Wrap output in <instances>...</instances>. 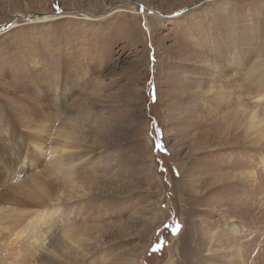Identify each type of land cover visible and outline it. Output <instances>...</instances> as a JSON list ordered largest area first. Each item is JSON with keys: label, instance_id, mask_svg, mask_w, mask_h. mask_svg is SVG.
Instances as JSON below:
<instances>
[{"label": "rangeland", "instance_id": "1", "mask_svg": "<svg viewBox=\"0 0 264 264\" xmlns=\"http://www.w3.org/2000/svg\"><path fill=\"white\" fill-rule=\"evenodd\" d=\"M0 30V264H264V0H0Z\"/></svg>", "mask_w": 264, "mask_h": 264}, {"label": "bare ground", "instance_id": "2", "mask_svg": "<svg viewBox=\"0 0 264 264\" xmlns=\"http://www.w3.org/2000/svg\"><path fill=\"white\" fill-rule=\"evenodd\" d=\"M43 14V13H42ZM45 14V13H44ZM42 15L41 17H43V19L42 20H47L48 18H49V16H51V15ZM11 26V24L7 27V28H9ZM2 30H4L3 28H2ZM31 44V43H30ZM85 52V51H84ZM167 57V56H166ZM169 57V56H168ZM169 61V60H168ZM102 81V80H101ZM189 84H191V83H189ZM47 91V90H46ZM62 95H63V93H62ZM56 97H57V95H56ZM261 97H262V99L264 100V94L263 95H261ZM36 98V97H35ZM28 102V101H27ZM50 102L49 101H47V100H44V99H37V100H33V101H31L30 102V100H29V102L28 103H26V105L31 109V108H34L33 109V111H36L37 109L39 110V113H42V111H41V108L42 107H44V106H46L47 104H49ZM26 106V107H27ZM48 107V106H47ZM28 108V109H29ZM46 109V108H45ZM23 110V109H22ZM27 110V109H26ZM27 113V112H26ZM21 114H23V112L21 113ZM40 139V138H39ZM32 142V141H31ZM41 142H33V147H31V148H28V147H26V151L25 152H23V159H22V161L23 160H25V158H26V156L28 155V153L29 152H31L30 150H35L38 154H40L41 153ZM39 156V155H38ZM61 155H59L58 156V158H57V167L58 168H61V166L63 165L62 164V162L60 161V159H61V157H60ZM25 178H29V176H27V177H25ZM24 178V179H25ZM31 186H33V189L32 190H29V191H32L33 192V194H36V196L38 197V198H41V200L42 201H45V202H48V200H49V195L47 194V191H44L43 189H40V188H37L36 186H37V184L36 183H31ZM7 189L6 190H4V191H6V192H8V193H12V194H14L15 195V197L17 198V200H18V202L20 203V204H22V205H24V206H38L39 205V203H38V199H37V197H33V196H30L29 195V193H28V190H24V189H20V188H18V187H15V185H13V184H11L10 186H7L6 187ZM2 191V190H1ZM1 193V192H0ZM2 195H4V194H1V196ZM19 207V206H18ZM0 209H4V208H0ZM6 209V208H5ZM10 208H7V210H9ZM16 210H17V212L18 213H20V212H27V211H29V209L30 208H15ZM10 211V210H9ZM32 232V231H31ZM33 237V236H32Z\"/></svg>", "mask_w": 264, "mask_h": 264}, {"label": "water", "instance_id": "3", "mask_svg": "<svg viewBox=\"0 0 264 264\" xmlns=\"http://www.w3.org/2000/svg\"><path fill=\"white\" fill-rule=\"evenodd\" d=\"M33 15V17H36V19H37V17L39 18V17H41L43 14L42 13H40V12H36V13H33L32 14ZM17 17H21V16H19V15H17L16 17H13L9 22H7L4 26H3V29L5 30V29H7V27L15 20V18H17ZM22 18H29V17H22ZM2 30H0V32H1Z\"/></svg>", "mask_w": 264, "mask_h": 264}, {"label": "snow or ice", "instance_id": "4", "mask_svg": "<svg viewBox=\"0 0 264 264\" xmlns=\"http://www.w3.org/2000/svg\"><path fill=\"white\" fill-rule=\"evenodd\" d=\"M175 234V233H174ZM163 241H161L159 244H157L156 246H155V249H159V248H161L162 246H163Z\"/></svg>", "mask_w": 264, "mask_h": 264}]
</instances>
